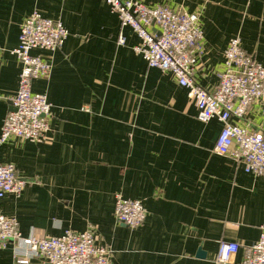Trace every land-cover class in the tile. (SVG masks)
<instances>
[{
    "label": "crops",
    "instance_id": "1",
    "mask_svg": "<svg viewBox=\"0 0 264 264\" xmlns=\"http://www.w3.org/2000/svg\"><path fill=\"white\" fill-rule=\"evenodd\" d=\"M134 1L199 16L204 41L194 78L208 91L219 86L234 38L264 66V0ZM34 12L62 22L69 37L52 54L51 77L33 82L51 104L47 140L0 144V164L27 181L20 196L0 198V216L17 220L25 237L91 231L112 250V264H219L222 241L241 245L228 263L241 264L264 225V176L214 153L223 125L200 121L188 89L148 67L134 50L139 37L107 0H0V137L22 72L13 51ZM260 109L248 116L254 129ZM119 196L142 203L141 227L117 222ZM26 259L13 243L0 250V264H47Z\"/></svg>",
    "mask_w": 264,
    "mask_h": 264
},
{
    "label": "built area",
    "instance_id": "2",
    "mask_svg": "<svg viewBox=\"0 0 264 264\" xmlns=\"http://www.w3.org/2000/svg\"><path fill=\"white\" fill-rule=\"evenodd\" d=\"M107 2L118 15L121 26L131 28L139 37L140 43L134 50L148 67L172 75L180 86L188 89L200 121L208 123L216 119L223 125L214 153L238 161L247 174L264 176V66L245 52L241 39L230 41L219 86L215 91H208L194 78L198 69L197 54L202 53L204 41L198 15L183 8L148 7L134 0ZM68 37L62 22L39 12L27 16L22 23L19 46L13 51L22 65L19 89L2 127L0 144L15 139L32 143L47 140L52 131L51 104L46 95L33 92V82L51 77L52 54L63 48ZM119 44H126L123 34ZM35 50L49 56L33 55ZM256 106L261 107L262 118L258 129L248 120ZM26 185L27 181L18 177L14 165L0 164V198L20 196ZM146 216L140 201L118 197L115 217L119 224L136 229L144 224ZM11 243L16 245L22 263L27 257H35L47 264H112V250L98 245L91 231H67L60 237L45 239L25 237L17 220L0 216V250ZM240 249L237 242L222 241L217 262L231 263ZM241 264H264V225L259 241L246 249Z\"/></svg>",
    "mask_w": 264,
    "mask_h": 264
}]
</instances>
